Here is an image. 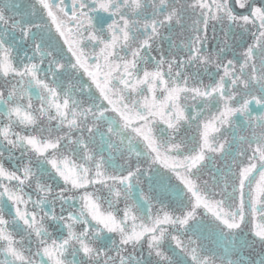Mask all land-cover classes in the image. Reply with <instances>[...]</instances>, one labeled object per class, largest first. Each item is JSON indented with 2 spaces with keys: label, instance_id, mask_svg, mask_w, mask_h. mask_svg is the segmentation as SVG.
I'll list each match as a JSON object with an SVG mask.
<instances>
[{
  "label": "snow or ice",
  "instance_id": "snow-or-ice-1",
  "mask_svg": "<svg viewBox=\"0 0 264 264\" xmlns=\"http://www.w3.org/2000/svg\"><path fill=\"white\" fill-rule=\"evenodd\" d=\"M0 148V264H264V0H0Z\"/></svg>",
  "mask_w": 264,
  "mask_h": 264
},
{
  "label": "flooded vegetation",
  "instance_id": "flooded-vegetation-1",
  "mask_svg": "<svg viewBox=\"0 0 264 264\" xmlns=\"http://www.w3.org/2000/svg\"><path fill=\"white\" fill-rule=\"evenodd\" d=\"M21 2L22 3H30V0H21ZM237 11H240V10L237 9ZM209 36L211 37V32H209ZM244 39L246 40L247 36H245ZM212 43L214 44L215 42H212ZM211 46H212V44H210V47ZM20 54L23 55V52H21ZM28 55H31L30 51L28 52ZM69 56H70V54H69ZM205 82H207V81H205ZM34 107L37 109L40 107L39 101L34 102ZM17 130H19V129H17ZM0 151H5V160L7 161V151L3 148H0ZM15 155H16V157H19L20 153L16 152ZM5 166L6 167L8 166L7 162H6ZM161 171H163V169H161ZM173 183H177L174 178H173ZM143 187L145 188V190H147V183H145L143 185ZM217 198H219V197H217ZM120 207H123V202H121ZM56 211L59 212V206L58 205H57ZM201 215L202 216L204 215L203 211L201 212ZM204 222L206 224L209 222L208 218L206 216L204 217ZM77 230H79V226L77 227ZM201 243L206 247V249L211 250V251H215L218 255L223 254L225 247L228 246L227 240L219 233L218 230H210L207 228L204 229V231H203ZM258 252H259V249H256L255 251H253L251 253V258H253L254 260L259 259V256L257 255ZM243 255L248 256L249 255L248 251L246 250L243 253ZM232 258H237V257L233 256ZM0 259H3V257L0 256ZM144 259H148L146 251L144 253Z\"/></svg>",
  "mask_w": 264,
  "mask_h": 264
}]
</instances>
